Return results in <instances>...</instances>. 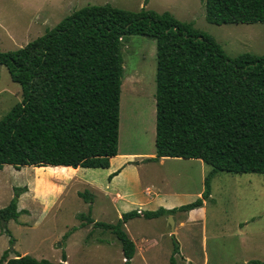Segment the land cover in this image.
I'll return each instance as SVG.
<instances>
[{
	"label": "trees",
	"instance_id": "trees-1",
	"mask_svg": "<svg viewBox=\"0 0 264 264\" xmlns=\"http://www.w3.org/2000/svg\"><path fill=\"white\" fill-rule=\"evenodd\" d=\"M198 1L208 24H264V0ZM127 36L155 45L151 160H198L209 171L200 197L189 204L129 211L115 225L92 224L114 234L122 264H129L134 254L122 224L200 207L218 172L264 175V55L229 58L191 23L168 13L109 5H86L23 47L0 51V66L20 92L19 101L0 118V169L109 167L117 154L119 49ZM16 200L17 195L0 209V223L17 218ZM87 223H92L89 216ZM176 249L173 245L169 264H174ZM9 251L1 254L0 264H53L27 255L8 258ZM55 264H66L65 257Z\"/></svg>",
	"mask_w": 264,
	"mask_h": 264
},
{
	"label": "rangeland",
	"instance_id": "rangeland-1",
	"mask_svg": "<svg viewBox=\"0 0 264 264\" xmlns=\"http://www.w3.org/2000/svg\"><path fill=\"white\" fill-rule=\"evenodd\" d=\"M86 5L168 13L211 37L229 58L244 53L264 55V24H208L198 0H0V51L23 47ZM119 50L117 150L134 157L123 162L129 164L111 182L108 176L119 168L109 172L3 165L0 209L16 195L19 200L17 218L0 223V256L11 250L8 258L27 255L53 264L61 262L62 255L66 264H122L114 234L88 224L87 216L94 222L115 225L123 213L155 210L164 199L177 208L193 202L200 188L203 192L209 167L203 165L200 178L197 161L159 162L142 157L154 152V41L123 37ZM19 94V87L1 67L0 118L19 101ZM209 194L203 219L199 213L186 220L183 215L182 227L174 232L168 220L172 221L171 216L139 217L122 224L135 249L129 264H169L176 241L181 257L175 253L174 264H264V175L218 172L209 182ZM115 195L120 199L114 202ZM144 199L149 202L135 210Z\"/></svg>",
	"mask_w": 264,
	"mask_h": 264
},
{
	"label": "crops",
	"instance_id": "crops-1",
	"mask_svg": "<svg viewBox=\"0 0 264 264\" xmlns=\"http://www.w3.org/2000/svg\"><path fill=\"white\" fill-rule=\"evenodd\" d=\"M27 44V43H26ZM25 44V45H26ZM19 49V48H18ZM0 68H1V66H0ZM9 110V109H8ZM134 156H132L131 154H124V153H120L118 150H117V154H116V156H114V157H112V158H110L109 159V167L107 168V169H104V170H108L109 172H112L113 170H115L116 168H119L118 170H116V175H118L119 174V172H121L123 169H124V167H126L127 166V164H129V163H125V164H123V162L124 161H126V160H128V159H131V158H133ZM142 157H153V153L152 154H148V155H145V156H142ZM167 159H172V158H159V159H157V161H159V162H163V161H165V160H167ZM175 160H182V159H175ZM114 161H115V164H114ZM187 161H197V163L199 164V174H200V178H202V176H203V174H204V168H203V164H202V162L201 161H198V160H187ZM135 164L137 165V162H135ZM121 166V167H120ZM62 168H69V167H62ZM70 169H72V168H70ZM77 169H79V168H77ZM77 172V171H76ZM75 172V173H76ZM112 174V173H111ZM56 175V174H55ZM116 175L115 176H112V177H110V178H108V182H111L115 177H116ZM145 192H146V196H148V193H149V190H148V188H145ZM201 192H202V189L200 188L199 189V191H197L195 194H194V196L195 197H197V198H199L200 197V194H201ZM109 195V194H108ZM209 196H210V194H209ZM118 198V200L120 199V197L118 196V195H115V199H114V202H115V200ZM19 199H17V201H18ZM149 202V200H146V199H144L143 200V202H140L139 204H138V208L137 209H135V210H139V207L140 206H142V205H145V204H147ZM172 201H170V200H167V199H164V200H162V201H159L158 203H157V205H160L158 208H162V209H164V210H170V209H172ZM205 204V200H202V203H201V206L200 207H198V208H196V209H193V210H191V211H188V212H176V213H181L182 214V216L181 215H177L176 213H174L173 215H171V217H172V231L171 232H174V230L176 229V228H180V227H182V225H183V223H184V221H183V215H185V220H186V218L187 217H191L194 213H199L200 215H201V218L203 219V213H204V209H203V205ZM182 206V205H181ZM157 208V209H158ZM156 210V209H155ZM155 210H152V211H155ZM140 212H142V210L140 211ZM163 217H165V216H163ZM90 218V217H89ZM91 220V219H90ZM91 222L92 223H90L91 225L93 224V223H98V222H94L93 220H91ZM176 247H177V249H176V252L175 253H177L180 257H181V253H180V246H179V243L176 241V245H175ZM134 251H135V249H134ZM173 251V247L171 248V250H170V256H171V254L173 253L172 252ZM175 253L172 255V257L173 256H175ZM21 256V255H20ZM65 262H67L66 261V259H65ZM258 263H259V261H257ZM257 263V264H258ZM245 264H251V261H249V262H245ZM261 264V263H260ZM263 264V263H262Z\"/></svg>",
	"mask_w": 264,
	"mask_h": 264
},
{
	"label": "water",
	"instance_id": "water-1",
	"mask_svg": "<svg viewBox=\"0 0 264 264\" xmlns=\"http://www.w3.org/2000/svg\"><path fill=\"white\" fill-rule=\"evenodd\" d=\"M168 220L170 221V224H171V226H172V221H171V218L169 217V218H168Z\"/></svg>",
	"mask_w": 264,
	"mask_h": 264
}]
</instances>
